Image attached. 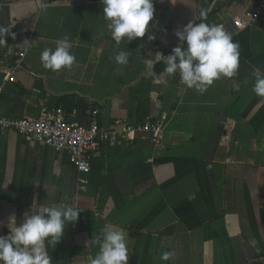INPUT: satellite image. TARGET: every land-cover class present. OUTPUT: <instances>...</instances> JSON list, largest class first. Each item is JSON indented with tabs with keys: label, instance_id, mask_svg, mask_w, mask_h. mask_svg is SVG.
Listing matches in <instances>:
<instances>
[{
	"label": "crops",
	"instance_id": "crops-1",
	"mask_svg": "<svg viewBox=\"0 0 264 264\" xmlns=\"http://www.w3.org/2000/svg\"><path fill=\"white\" fill-rule=\"evenodd\" d=\"M43 2L46 9L41 0H0V27L15 33L0 45V113L32 118L61 107L66 116H90L98 109L106 130L117 119H152L165 140L155 145L140 133L104 143L81 173L66 151L0 132V235L9 232V215L19 222L35 199L80 210L48 246L52 264H90L104 229L125 232L128 264H264V98L253 91L257 70L264 73V10L237 27L234 19L245 18L254 0H153L148 33L117 45L101 0ZM202 10L205 23L232 33L240 62L233 77L199 92L179 72L164 73L156 54H170L175 31L199 23ZM65 35L75 62L45 69L42 51ZM120 52L127 64L116 63ZM165 251L174 252L171 260H161Z\"/></svg>",
	"mask_w": 264,
	"mask_h": 264
},
{
	"label": "clouds",
	"instance_id": "clouds-1",
	"mask_svg": "<svg viewBox=\"0 0 264 264\" xmlns=\"http://www.w3.org/2000/svg\"><path fill=\"white\" fill-rule=\"evenodd\" d=\"M103 15L108 20L112 38L119 45L127 38L129 42L143 38L148 33L155 15L153 0H101ZM41 8L46 3L41 0ZM207 13H199V23L190 21L175 31L178 45L168 55L156 54V61L162 62L164 73L173 75L179 72L181 82L197 91L206 90L221 76L233 77L240 62L239 44L234 42L232 33L224 26L204 22ZM15 33L9 28L0 27V45L7 43V36ZM149 40L155 36L149 35ZM186 42V47H185ZM69 37L57 40L55 50L44 49L41 62L45 69L60 71L71 68L76 60L71 53ZM11 53L12 49L9 48ZM116 63L127 64L128 56L120 52L114 57ZM253 91L264 98V73L256 72ZM80 210L73 204L68 206L40 205L33 199L30 210L19 222L15 213L8 217L7 235H0V264H52L48 246H56L65 234L69 223L78 222ZM0 221V227H3ZM99 252L90 264H128L129 255L125 232L104 229L99 241ZM174 252L165 251L161 260L169 261Z\"/></svg>",
	"mask_w": 264,
	"mask_h": 264
},
{
	"label": "built area",
	"instance_id": "built-area-1",
	"mask_svg": "<svg viewBox=\"0 0 264 264\" xmlns=\"http://www.w3.org/2000/svg\"><path fill=\"white\" fill-rule=\"evenodd\" d=\"M252 9L246 12L245 18L234 19V25L245 27L253 24L264 10V0H254ZM6 79L14 81V76ZM4 86L0 83V95ZM99 110L92 109L88 123H71L65 120L63 108L53 111L42 109L37 117H11L0 113V132L16 131L30 140L51 146L55 151H66L76 170L89 173L91 163L89 152L108 142L132 141L140 133H149L155 145L164 142V129L159 121L145 119L139 123H122L115 120L114 128L106 130L99 121Z\"/></svg>",
	"mask_w": 264,
	"mask_h": 264
},
{
	"label": "water",
	"instance_id": "water-1",
	"mask_svg": "<svg viewBox=\"0 0 264 264\" xmlns=\"http://www.w3.org/2000/svg\"><path fill=\"white\" fill-rule=\"evenodd\" d=\"M3 76V75H2ZM1 76V77H2ZM65 120L67 121V122H71V123H75V122H77V123H82V122H87V121H89L90 120V116H88V115H86V116H82V115H67L66 117H65ZM261 260H264V259H260V261ZM259 260H254V261H252L253 263H257ZM253 263H251V264H253Z\"/></svg>",
	"mask_w": 264,
	"mask_h": 264
}]
</instances>
